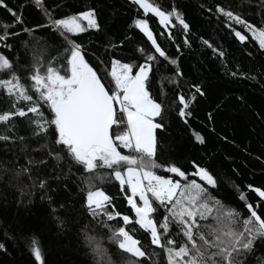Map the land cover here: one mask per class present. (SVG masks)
I'll list each match as a JSON object with an SVG mask.
<instances>
[{"label": "snow or ice", "instance_id": "snow-or-ice-1", "mask_svg": "<svg viewBox=\"0 0 264 264\" xmlns=\"http://www.w3.org/2000/svg\"><path fill=\"white\" fill-rule=\"evenodd\" d=\"M35 3L42 5V0ZM131 3L143 10L145 17L152 14L158 18L165 29L176 27L175 20L184 32L189 30L176 7H162L156 0H131ZM0 7L12 17L11 23L0 25V73L4 76L0 78V91L13 101L10 110L0 112V125L9 133L0 135V140L8 142L12 138L10 124L14 117H26L30 113L34 117L30 120L34 142L38 144L21 149L23 163L19 167L15 166L18 160H14L13 167L3 169L9 183L23 185L20 192L29 197V203L34 190L42 192L40 198L47 201L49 215L63 230L72 223L73 205L60 200L52 185L73 175L83 185L80 191L85 193L84 205L91 226L83 225L81 236L95 264H115L103 246L105 240L126 257L124 264H148L157 255L152 246L165 254L166 264H249L258 245H264V189L249 185L259 199L248 202L241 192L243 210L237 209L213 194L218 190V178L210 162L191 161L190 172L175 163L157 162V151L162 147L157 130H164L165 93L162 84L159 95L153 96L152 62L163 58L176 65L177 60L170 59L158 43L148 19H135L134 26L144 34L154 52L143 47L136 49L144 63L111 59L108 75L112 87L109 88L98 74V66L86 59L88 53L84 47L69 37L89 29L101 30L95 8L66 18H53L43 8L49 22L25 27L22 14L5 0H0ZM216 11L229 22L228 27L239 41L247 40L245 33H250L259 48L264 49V24L257 26L222 5H217ZM233 25L242 26L244 31L236 30ZM42 28L61 37L65 43L63 55L50 57L46 62L30 61L22 77L10 41L31 36L32 40L23 41L27 50L36 41L37 30ZM168 37L172 38L171 31ZM204 44L212 47L207 40ZM176 75L182 73L177 71ZM192 87L200 96L204 95L199 85ZM195 98V95L191 97ZM20 101L25 105L17 108ZM178 101L181 107L177 114L185 119L191 115L187 111L189 101L184 95H179ZM45 108L50 119L44 115ZM194 136L200 144L205 143L199 133ZM19 140L22 142L24 138ZM69 164L79 166L76 169L79 176L72 167L65 172ZM158 169L165 174H158ZM3 178L0 174V179ZM112 179L127 193L129 214L117 210L114 198L101 187ZM142 241L148 242L147 248ZM29 246L35 260L43 264L38 241L32 238ZM4 249L5 243L0 242V250ZM256 260L257 264H264V259Z\"/></svg>", "mask_w": 264, "mask_h": 264}, {"label": "trees", "instance_id": "trees-1", "mask_svg": "<svg viewBox=\"0 0 264 264\" xmlns=\"http://www.w3.org/2000/svg\"><path fill=\"white\" fill-rule=\"evenodd\" d=\"M162 7H176L189 25L184 32L174 20L176 27H169L172 38L152 14L144 16L143 10L133 5L131 0H42L37 5L35 0H5L9 7L22 14L25 27L46 25L47 8L53 18H66L80 12L95 8L101 30L89 29L77 35L69 34L87 51L86 59L97 67L106 87L112 82L108 75L110 60L121 59L132 64L144 63L138 47L151 49L150 42L134 26L135 19L147 18L150 29L156 35L158 43L166 50L170 59L177 64L158 58L153 63L150 78H155L151 89L153 96L159 95L163 84L165 93L164 130H157L159 144L156 159L160 164L175 163L187 171H192L191 161L209 163L218 178V190L214 195L237 209H242L243 201L239 199L244 193L248 202L255 203L259 198L249 189H264V49L251 38L242 43L228 27L224 17L216 11L217 5L239 13L249 22L260 26L264 24V0H156ZM211 9V11H210ZM12 17L0 7V25L11 23ZM236 30L244 31L242 26L233 25ZM19 26H17V29ZM36 41L26 50L24 40L31 36H22L10 41L13 45L14 58L18 64L17 71L23 77L30 61L63 55L64 41L59 35L50 33L47 28L38 29ZM44 38V39H41ZM185 39L188 43H184ZM207 40L212 47L204 44ZM117 45L112 48L111 45ZM216 49V51H214ZM154 52V49H151ZM223 52L224 55H219ZM113 53L115 56H113ZM158 55V54H157ZM103 61V64L100 62ZM182 73L177 76L176 72ZM235 73V75H233ZM0 78H4L0 74ZM192 85H199L204 92L200 96ZM184 95L189 101L187 109L191 115L182 119L178 116V96ZM195 95V100L191 97ZM13 101L0 91V112L10 110ZM20 101L16 107H22ZM211 114V119H209ZM44 115L50 119L49 110ZM34 117H14L10 124L12 138L0 140V242L5 249L0 250V264H40L30 250L29 242L35 238L42 252L43 264H95L93 254L84 244L81 236L83 225L91 226L89 213L84 205L85 193L80 191L79 182L73 175H68L52 185L58 198L73 205L72 223L61 230L49 215L46 200L39 190H34L30 197L22 196L16 182L9 183L4 168L23 163L21 149L25 145L38 147L34 142ZM159 121V118H157ZM194 133L205 138V143L196 141ZM0 125V135H8ZM20 137L24 140L21 142ZM226 138V139H225ZM127 151V150H125ZM76 176L77 167L69 164ZM159 174H165L158 169ZM26 183V182H25ZM67 185V188L64 186ZM107 195L113 197L117 210L129 214L127 193L121 191L119 182L112 179L101 185ZM246 212V210H244ZM148 247L147 241H142ZM108 257L115 264H124L126 257L110 241L104 242ZM157 255L148 264H166V256L152 246ZM264 259V245H258L249 264H257L256 258Z\"/></svg>", "mask_w": 264, "mask_h": 264}, {"label": "water", "instance_id": "water-1", "mask_svg": "<svg viewBox=\"0 0 264 264\" xmlns=\"http://www.w3.org/2000/svg\"><path fill=\"white\" fill-rule=\"evenodd\" d=\"M163 27H164V26H163ZM165 30H167V32H169V31H170L169 29H165ZM237 39H238V38H237ZM238 40H239V39H238ZM245 41H246V40H245ZM245 41H244V42H245ZM240 42H241V41H240ZM244 42H242V43H244Z\"/></svg>", "mask_w": 264, "mask_h": 264}, {"label": "rangeland", "instance_id": "rangeland-1", "mask_svg": "<svg viewBox=\"0 0 264 264\" xmlns=\"http://www.w3.org/2000/svg\"><path fill=\"white\" fill-rule=\"evenodd\" d=\"M85 24H86V22H84ZM108 71H110V68H109V70ZM0 74H2V73H0ZM110 76V75H109ZM159 174V173H158ZM161 175H163V174H161Z\"/></svg>", "mask_w": 264, "mask_h": 264}]
</instances>
